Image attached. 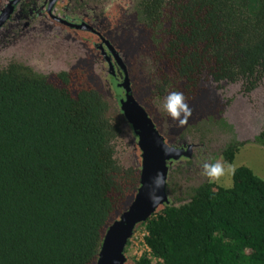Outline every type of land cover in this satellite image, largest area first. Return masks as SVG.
I'll use <instances>...</instances> for the list:
<instances>
[{"label": "trees", "instance_id": "1", "mask_svg": "<svg viewBox=\"0 0 264 264\" xmlns=\"http://www.w3.org/2000/svg\"><path fill=\"white\" fill-rule=\"evenodd\" d=\"M140 5L148 19L172 8L167 32L195 73L260 84L264 0ZM120 125L94 89L73 94L22 65L0 69V264H96L106 226L140 183L123 164ZM255 141L264 146V124ZM194 189L140 223L150 250L135 264H264V178L242 164L232 186Z\"/></svg>", "mask_w": 264, "mask_h": 264}, {"label": "flooded vegetation", "instance_id": "2", "mask_svg": "<svg viewBox=\"0 0 264 264\" xmlns=\"http://www.w3.org/2000/svg\"><path fill=\"white\" fill-rule=\"evenodd\" d=\"M140 3L0 0V69L18 64L73 94L83 88L98 92L121 123L123 164L138 173L143 149L136 126L150 122L177 155L167 159L169 202L189 200L208 181L202 162H216L243 142V122L252 132L253 113L264 102L261 85L195 73L167 32L172 8L148 19ZM171 92H182L191 109L183 126L163 110Z\"/></svg>", "mask_w": 264, "mask_h": 264}, {"label": "water", "instance_id": "3", "mask_svg": "<svg viewBox=\"0 0 264 264\" xmlns=\"http://www.w3.org/2000/svg\"><path fill=\"white\" fill-rule=\"evenodd\" d=\"M136 126L140 128V146L143 149L140 163V185L136 193L127 197L124 209L117 218L107 225L103 243L96 264H127L126 246L137 226L147 221L163 204L169 202L166 183L156 193L161 197L159 204L153 205L149 193L153 190V179L162 173L166 181L168 173L167 159L177 157L169 149L163 138L155 132L150 122Z\"/></svg>", "mask_w": 264, "mask_h": 264}, {"label": "rangeland", "instance_id": "4", "mask_svg": "<svg viewBox=\"0 0 264 264\" xmlns=\"http://www.w3.org/2000/svg\"><path fill=\"white\" fill-rule=\"evenodd\" d=\"M261 85L257 92H259V96L264 100V77L259 84ZM264 102L261 103L259 108L255 110L253 113L252 119V132L249 131L246 125L243 122V127L241 128V133L245 135L248 133V137H245L243 140V144L241 148H239V152L236 154V157L232 163H229L225 160V158H221L220 161L225 166V174L217 181L216 183L221 186L230 187L233 184V171L239 165L245 164L253 169V171L264 178V146L258 144L253 135L257 133L261 126L264 124ZM251 132V133H250ZM183 201H172L176 204L184 203ZM144 225L137 226L133 236L130 238L127 246H126V255H127V264H135V260L145 251L146 246L144 242Z\"/></svg>", "mask_w": 264, "mask_h": 264}, {"label": "clouds", "instance_id": "5", "mask_svg": "<svg viewBox=\"0 0 264 264\" xmlns=\"http://www.w3.org/2000/svg\"><path fill=\"white\" fill-rule=\"evenodd\" d=\"M162 107L173 121L178 122L179 126L185 125L188 118L191 116V109L182 92L169 93ZM224 174L225 166L220 161L212 163L204 161L201 164V175L207 177L210 184H215ZM165 183L166 181L163 174L157 173L156 177L153 179V190L149 193V198L154 206L159 204L161 199L156 193L160 188L164 187Z\"/></svg>", "mask_w": 264, "mask_h": 264}, {"label": "built area", "instance_id": "6", "mask_svg": "<svg viewBox=\"0 0 264 264\" xmlns=\"http://www.w3.org/2000/svg\"><path fill=\"white\" fill-rule=\"evenodd\" d=\"M145 233H147L146 230L144 231V235H145ZM144 242H145V240H144ZM145 246H146V249L150 250V248L146 244H145Z\"/></svg>", "mask_w": 264, "mask_h": 264}]
</instances>
